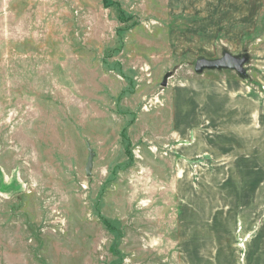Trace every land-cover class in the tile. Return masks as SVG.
<instances>
[{
  "label": "rangeland",
  "instance_id": "obj_1",
  "mask_svg": "<svg viewBox=\"0 0 264 264\" xmlns=\"http://www.w3.org/2000/svg\"><path fill=\"white\" fill-rule=\"evenodd\" d=\"M0 264H264V0H0Z\"/></svg>",
  "mask_w": 264,
  "mask_h": 264
},
{
  "label": "water",
  "instance_id": "obj_2",
  "mask_svg": "<svg viewBox=\"0 0 264 264\" xmlns=\"http://www.w3.org/2000/svg\"><path fill=\"white\" fill-rule=\"evenodd\" d=\"M247 62L246 56H235L230 53L224 52L222 56H219L218 58H205V57H199L194 62V72L195 73H201L205 70H231L235 71L238 76H240L243 79H247V71L245 70L244 66ZM169 77V73H166L163 77V81L161 83L162 86H166L167 84V78ZM92 158H93V152L91 149L89 150V155L87 159V163L85 166V173L87 176L90 175V170L92 167Z\"/></svg>",
  "mask_w": 264,
  "mask_h": 264
}]
</instances>
